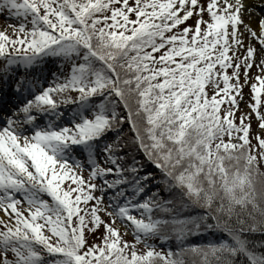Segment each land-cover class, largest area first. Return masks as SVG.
<instances>
[{
  "label": "snow or ice",
  "instance_id": "1",
  "mask_svg": "<svg viewBox=\"0 0 264 264\" xmlns=\"http://www.w3.org/2000/svg\"><path fill=\"white\" fill-rule=\"evenodd\" d=\"M0 12V264H264V0Z\"/></svg>",
  "mask_w": 264,
  "mask_h": 264
},
{
  "label": "rangeland",
  "instance_id": "2",
  "mask_svg": "<svg viewBox=\"0 0 264 264\" xmlns=\"http://www.w3.org/2000/svg\"><path fill=\"white\" fill-rule=\"evenodd\" d=\"M191 22L192 21H189V23H191ZM5 25H6L5 15L2 12H0V30H3ZM8 32H9V34H11V29H8ZM245 93L247 94V89H245ZM0 215H2V212H0ZM127 239H131V236H128Z\"/></svg>",
  "mask_w": 264,
  "mask_h": 264
},
{
  "label": "trees",
  "instance_id": "3",
  "mask_svg": "<svg viewBox=\"0 0 264 264\" xmlns=\"http://www.w3.org/2000/svg\"><path fill=\"white\" fill-rule=\"evenodd\" d=\"M191 242L198 243V242H200V238L199 237H196ZM160 247L163 248L164 246L163 245H160Z\"/></svg>",
  "mask_w": 264,
  "mask_h": 264
},
{
  "label": "bare ground",
  "instance_id": "4",
  "mask_svg": "<svg viewBox=\"0 0 264 264\" xmlns=\"http://www.w3.org/2000/svg\"><path fill=\"white\" fill-rule=\"evenodd\" d=\"M251 2V1H250ZM255 23V21L253 20V24Z\"/></svg>",
  "mask_w": 264,
  "mask_h": 264
}]
</instances>
